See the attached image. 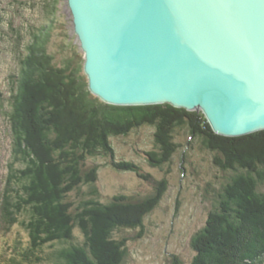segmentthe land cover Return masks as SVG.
Returning <instances> with one entry per match:
<instances>
[{
  "label": "trees",
  "instance_id": "16d2710c",
  "mask_svg": "<svg viewBox=\"0 0 264 264\" xmlns=\"http://www.w3.org/2000/svg\"><path fill=\"white\" fill-rule=\"evenodd\" d=\"M59 2H14L22 10L14 13L25 21L20 26L7 9L0 14V37L23 47L25 55L20 75L12 77L18 85L11 115L15 140L0 195V230L21 223L29 242L10 247L9 263L124 264L130 238L117 235L144 230L170 182L167 177L156 181L134 161L120 160L112 140L148 128L156 143V150L146 153L152 168L173 162L181 147L177 136L184 131L189 145L199 140L225 173L218 204L192 240V264H264V131L227 138L217 135L202 113L169 104L102 102L89 91L83 65L58 66L50 53L55 17L38 25L25 17L38 8L55 14ZM97 158L107 159L115 171L155 183V192L141 200L121 194L102 202L96 188L100 166H89ZM85 187L91 191L84 193Z\"/></svg>",
  "mask_w": 264,
  "mask_h": 264
},
{
  "label": "water",
  "instance_id": "95a60500",
  "mask_svg": "<svg viewBox=\"0 0 264 264\" xmlns=\"http://www.w3.org/2000/svg\"><path fill=\"white\" fill-rule=\"evenodd\" d=\"M66 1L102 102L202 113L227 138L264 131V0Z\"/></svg>",
  "mask_w": 264,
  "mask_h": 264
},
{
  "label": "rangeland",
  "instance_id": "374dc122",
  "mask_svg": "<svg viewBox=\"0 0 264 264\" xmlns=\"http://www.w3.org/2000/svg\"><path fill=\"white\" fill-rule=\"evenodd\" d=\"M22 1L26 0H0V14L1 10L6 9V14L14 15L17 11L21 14L22 10L14 7V2ZM59 3L55 14H47L38 8L36 12L39 14L29 9L25 17L37 25L49 23L48 19L55 17L49 51L56 56L57 65L69 63L75 67L84 66L85 55L75 35L67 1L61 0ZM13 7L14 10H11ZM15 16L17 26L25 22L19 15ZM23 50V47H14L8 39L0 37V195L15 140L11 115L14 112L12 98L17 93L18 85L12 77L20 75L25 56L21 54ZM82 76L88 81L84 70ZM176 142L181 147L173 162L156 169L151 167L146 155L156 150L154 133L150 129L134 132L128 138L112 140L120 160L134 161L145 173L154 176L156 181L167 177L170 182L162 203L147 217L144 230H126L117 235L118 238L122 235L130 238L124 264H192L195 256L192 240L205 226L209 213L218 204L217 195L222 192L226 177L215 164L213 154L205 150L199 140L189 145L188 133L184 131L178 134ZM94 164L100 166L96 188L104 203L121 194L141 200L155 192V183L145 182L130 172L115 171L108 165L107 159L89 161L90 167ZM83 191L89 193L91 188L85 187ZM19 241L22 246L29 242L28 232L21 223L12 226L7 232L0 230V264H10V247Z\"/></svg>",
  "mask_w": 264,
  "mask_h": 264
}]
</instances>
